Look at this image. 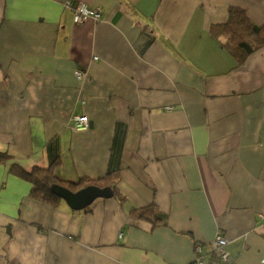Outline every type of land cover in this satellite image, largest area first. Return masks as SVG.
Segmentation results:
<instances>
[{
    "label": "crops",
    "instance_id": "crops-1",
    "mask_svg": "<svg viewBox=\"0 0 264 264\" xmlns=\"http://www.w3.org/2000/svg\"><path fill=\"white\" fill-rule=\"evenodd\" d=\"M78 2L101 18L76 24L65 0H0V264H188L218 232L232 264H260L264 47L238 64L211 26L231 6L262 24L264 0ZM56 157L66 180L110 170L124 202L32 198L12 165ZM149 204L166 224L130 214Z\"/></svg>",
    "mask_w": 264,
    "mask_h": 264
},
{
    "label": "trees",
    "instance_id": "trees-1",
    "mask_svg": "<svg viewBox=\"0 0 264 264\" xmlns=\"http://www.w3.org/2000/svg\"><path fill=\"white\" fill-rule=\"evenodd\" d=\"M211 32L217 37H224L223 48L238 62L243 63L251 53L264 47V23L255 24L246 11L240 7L231 6L228 9L227 20L211 26ZM10 159L5 151H0V163ZM61 166L60 157H56L45 166H34L27 170L19 165H12L11 170L31 183L32 198L56 205L61 199L52 190L53 185H62L76 191L87 185L100 187L109 186L112 196L124 202L125 195L119 190L117 180L110 170L101 178L79 177L76 180H66L58 175ZM130 214L147 219L154 224H166L167 216L155 204L134 207Z\"/></svg>",
    "mask_w": 264,
    "mask_h": 264
},
{
    "label": "built area",
    "instance_id": "built-area-1",
    "mask_svg": "<svg viewBox=\"0 0 264 264\" xmlns=\"http://www.w3.org/2000/svg\"><path fill=\"white\" fill-rule=\"evenodd\" d=\"M65 6L71 8L73 13L72 19L76 24L82 23L89 18L99 20L102 16L99 8L90 7L85 2H78L76 5L72 6V0H65ZM82 73L81 70H77L75 75L77 78H81ZM167 108H170V106H167ZM87 126L88 118L85 114L73 115L71 127L74 130H82L87 128ZM120 235H122V232H120ZM226 242V238L218 232L212 241V250L209 253H204L202 251L201 244H195L194 257L188 264H232V259L223 248ZM259 263L264 264V257L260 259Z\"/></svg>",
    "mask_w": 264,
    "mask_h": 264
},
{
    "label": "water",
    "instance_id": "water-1",
    "mask_svg": "<svg viewBox=\"0 0 264 264\" xmlns=\"http://www.w3.org/2000/svg\"><path fill=\"white\" fill-rule=\"evenodd\" d=\"M52 190L74 210L86 208L97 198L112 196V190L109 186L100 187L93 184L84 186L76 191H72L62 185H53Z\"/></svg>",
    "mask_w": 264,
    "mask_h": 264
}]
</instances>
